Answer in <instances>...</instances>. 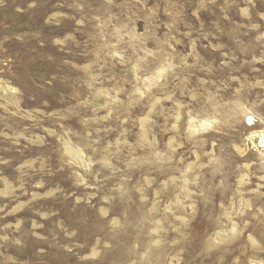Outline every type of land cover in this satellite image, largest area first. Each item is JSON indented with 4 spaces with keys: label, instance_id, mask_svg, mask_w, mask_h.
Returning a JSON list of instances; mask_svg holds the SVG:
<instances>
[{
    "label": "rangeland",
    "instance_id": "374dc122",
    "mask_svg": "<svg viewBox=\"0 0 264 264\" xmlns=\"http://www.w3.org/2000/svg\"><path fill=\"white\" fill-rule=\"evenodd\" d=\"M0 264H264V0H0Z\"/></svg>",
    "mask_w": 264,
    "mask_h": 264
}]
</instances>
